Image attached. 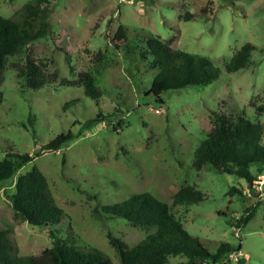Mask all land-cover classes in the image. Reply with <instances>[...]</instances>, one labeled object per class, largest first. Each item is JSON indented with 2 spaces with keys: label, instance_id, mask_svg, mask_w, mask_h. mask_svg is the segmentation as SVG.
I'll list each match as a JSON object with an SVG mask.
<instances>
[{
  "label": "rangeland",
  "instance_id": "1",
  "mask_svg": "<svg viewBox=\"0 0 264 264\" xmlns=\"http://www.w3.org/2000/svg\"><path fill=\"white\" fill-rule=\"evenodd\" d=\"M25 1L0 0V14L11 15ZM51 1V35L7 57L0 83V159L7 151L36 154L13 176L0 179V227H12L17 254L52 245L48 228L15 216L7 196L17 175L36 165L63 210L51 229L68 245L95 246L120 263L107 233L129 248L155 225L135 226L101 207L148 191L166 201L183 228L209 251L221 241L231 243L235 251L225 264H264V197L231 191L246 187L234 174L210 164L192 165L216 113L242 111L264 124V111L256 109L264 104V0ZM185 11L195 16L185 20ZM120 27L124 38L117 36ZM151 35L214 59L218 78L166 90L164 102H155L146 91L158 68L147 67L150 55H141ZM245 42L256 47L252 63L227 72L222 64ZM27 53L46 66L48 82L42 87L30 88L16 77ZM83 72L100 90L98 103L84 92ZM68 100L74 101L64 106ZM98 111L105 119L85 125ZM68 129L75 136L59 149L41 148ZM185 184L201 190L203 199L174 204L173 194ZM253 204L251 218L237 225L235 219Z\"/></svg>",
  "mask_w": 264,
  "mask_h": 264
},
{
  "label": "trees",
  "instance_id": "2",
  "mask_svg": "<svg viewBox=\"0 0 264 264\" xmlns=\"http://www.w3.org/2000/svg\"><path fill=\"white\" fill-rule=\"evenodd\" d=\"M52 11L51 0H27L11 15L0 14V83L7 65V57L16 55L34 40L51 35L48 20ZM205 8L200 12L204 13ZM195 13L185 11L183 19L193 18ZM124 38V28H119L117 36ZM256 47L250 42L243 43L226 62L222 64L227 72H234L252 63L250 53ZM147 54L150 55L149 59ZM141 55L148 59L147 67H157L150 88L154 101L162 104L163 92L185 86H204L219 75V65L207 55L172 48L158 36L146 39V48ZM45 64L37 62L30 53L25 56L22 66L16 72L30 88H39L48 82ZM84 92L98 103L99 88L88 72L80 74ZM3 93L0 91V103ZM68 100L64 106L73 102ZM264 111V104L257 105ZM106 114L98 111L85 125L103 121ZM212 125L204 132V138L194 151L192 165L200 169L210 164L217 170L234 174L245 181L251 193H256L253 184L263 179L264 187V145L261 135L264 124L247 118L242 111L216 113ZM113 124V123H112ZM119 125V123H117ZM116 126L113 125V128ZM75 133L68 129L59 133L41 148L57 150L70 141ZM36 154L7 151L0 159V179H8ZM234 193L243 195L242 189L230 187ZM15 216L32 225L48 228L52 245L37 253L17 254V244L12 227H0V264H172L170 258L184 259L176 264H225L228 253L235 251L234 246L221 241L214 252L209 251L201 242L183 228L179 219L170 211L166 201L148 191L133 193L127 198L102 206V210L112 216H120L133 225H155L136 244L127 248L124 242L107 233V238L120 256V263L114 262L103 250L95 246L68 245L55 236L51 226L57 224L62 216V208L57 204L50 185L42 171L33 165L28 171L18 174L14 190L7 194ZM203 199L201 190L185 184L173 194V203H189ZM257 204V203H256ZM256 204L244 209L236 218V224H245L253 215ZM240 247V245L238 246Z\"/></svg>",
  "mask_w": 264,
  "mask_h": 264
},
{
  "label": "built area",
  "instance_id": "3",
  "mask_svg": "<svg viewBox=\"0 0 264 264\" xmlns=\"http://www.w3.org/2000/svg\"><path fill=\"white\" fill-rule=\"evenodd\" d=\"M262 183H263V179H259L257 180V182L255 184H253L254 188L256 189V194L257 196H260V197H264V187L262 186ZM246 187H244V189L242 190L244 194H250L251 193V190L249 188V186L245 185ZM229 257H233L232 255V252L229 253ZM235 260H238V257L235 256L234 257Z\"/></svg>",
  "mask_w": 264,
  "mask_h": 264
}]
</instances>
